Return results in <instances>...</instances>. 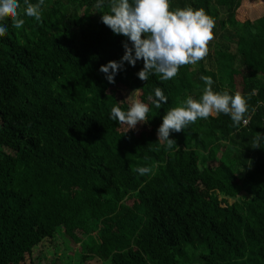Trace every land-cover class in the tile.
Instances as JSON below:
<instances>
[{
    "label": "trees",
    "instance_id": "trees-1",
    "mask_svg": "<svg viewBox=\"0 0 264 264\" xmlns=\"http://www.w3.org/2000/svg\"><path fill=\"white\" fill-rule=\"evenodd\" d=\"M95 5L44 0L39 21L0 20V264H55L34 251L58 233L80 248L81 264H264V143L254 142L264 133L263 9L169 0L170 11L203 9L214 21L205 57L169 80L142 81L143 60L125 62L109 84L99 68L120 60L127 38L101 22L110 0ZM202 76L213 91L240 93L247 111L239 124L198 118L170 133L176 144L165 150L162 117L199 100ZM157 87L168 98L159 108L148 100ZM133 100L149 111L127 131L109 113Z\"/></svg>",
    "mask_w": 264,
    "mask_h": 264
},
{
    "label": "clouds",
    "instance_id": "clouds-1",
    "mask_svg": "<svg viewBox=\"0 0 264 264\" xmlns=\"http://www.w3.org/2000/svg\"><path fill=\"white\" fill-rule=\"evenodd\" d=\"M23 3L21 9L19 0H0V20L10 16L16 28L24 23L21 15L39 21L44 0H37L36 3L23 0ZM104 3L105 0H96L95 6L100 8ZM101 22L113 34L127 38L122 42L124 53L120 60L108 61L99 68L109 84L115 83L114 78L119 71H123L125 62L135 66L140 60H143V67L136 73L140 80H148L149 75L157 73L162 80L173 78L180 66L195 64L205 57L214 27V21L203 9L185 7L170 11L169 0H110V11L101 15ZM7 30L8 25L0 23V35ZM201 80L205 88L199 100L187 96L179 106L169 108L163 115L156 134L157 142H162L165 150L176 144L174 139L169 138L170 133L181 132L198 118L207 119L210 115L223 113L234 124H239L246 113V100L240 93L213 91L211 77L202 76ZM148 100L159 108L162 103H167L168 98L157 87ZM148 111L146 103L133 100L127 110L113 106L109 118L127 125L128 131L144 122ZM254 142L255 147H260L264 143V133L257 132ZM135 171L143 176L149 168L138 166Z\"/></svg>",
    "mask_w": 264,
    "mask_h": 264
},
{
    "label": "rangeland",
    "instance_id": "rangeland-1",
    "mask_svg": "<svg viewBox=\"0 0 264 264\" xmlns=\"http://www.w3.org/2000/svg\"><path fill=\"white\" fill-rule=\"evenodd\" d=\"M251 6L244 7V10L246 12H249V10L254 9H263L264 11V0H250ZM213 164H208V167H213ZM244 197V195H241V199ZM91 242V243H90ZM94 244L93 240H86V245L89 247ZM94 246V245H93ZM80 248L73 244L70 240L66 239L61 235V233H58L55 236L54 240H50L48 242H44L43 245H41L37 250L34 251V254L36 255L39 252H43V254L46 256L47 260L55 259V264H81L80 263V256L78 255V252ZM199 253H206L205 250H201ZM45 263V262H44ZM87 264H101L99 262H96L95 260H92L88 262Z\"/></svg>",
    "mask_w": 264,
    "mask_h": 264
},
{
    "label": "built area",
    "instance_id": "built-area-1",
    "mask_svg": "<svg viewBox=\"0 0 264 264\" xmlns=\"http://www.w3.org/2000/svg\"><path fill=\"white\" fill-rule=\"evenodd\" d=\"M246 123H247L246 121H243V122H242V124H243L244 126L246 125Z\"/></svg>",
    "mask_w": 264,
    "mask_h": 264
}]
</instances>
